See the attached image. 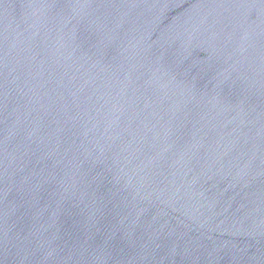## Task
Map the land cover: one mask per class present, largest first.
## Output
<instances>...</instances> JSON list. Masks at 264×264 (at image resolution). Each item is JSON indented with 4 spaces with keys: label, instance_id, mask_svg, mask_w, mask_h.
I'll use <instances>...</instances> for the list:
<instances>
[{
    "label": "water",
    "instance_id": "water-1",
    "mask_svg": "<svg viewBox=\"0 0 264 264\" xmlns=\"http://www.w3.org/2000/svg\"><path fill=\"white\" fill-rule=\"evenodd\" d=\"M0 264H264V0H0Z\"/></svg>",
    "mask_w": 264,
    "mask_h": 264
}]
</instances>
